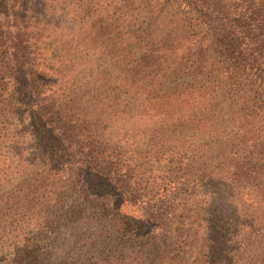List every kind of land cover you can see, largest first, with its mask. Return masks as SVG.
<instances>
[{
    "label": "trees",
    "instance_id": "obj_1",
    "mask_svg": "<svg viewBox=\"0 0 264 264\" xmlns=\"http://www.w3.org/2000/svg\"><path fill=\"white\" fill-rule=\"evenodd\" d=\"M0 112L21 127L0 171L33 178L37 223L68 221L90 264H156L163 238L264 264V0H0Z\"/></svg>",
    "mask_w": 264,
    "mask_h": 264
},
{
    "label": "rangeland",
    "instance_id": "obj_2",
    "mask_svg": "<svg viewBox=\"0 0 264 264\" xmlns=\"http://www.w3.org/2000/svg\"><path fill=\"white\" fill-rule=\"evenodd\" d=\"M14 104L15 102L5 101L2 106L5 105L7 109L11 110V106ZM14 120L12 113L5 115V112H0V146L6 143L3 140L5 123L9 126L10 135L15 131V127L17 130L21 128L18 123L12 125ZM25 130L32 133L30 122ZM8 141L12 142L10 136ZM24 180L26 183L33 182V178L27 173L17 171L14 174H5L4 171H0V264H85V259L87 264H90V255L85 254L86 249L83 241L80 240V236L77 238L78 241H75V234L71 233L72 227H65V225H68V221H63L62 228L56 230V232H61L57 236L54 235V230L49 226L37 223L40 220L37 217L44 214L39 204L41 196L30 194L25 186L26 183L25 185H17L19 181L23 182ZM107 189L104 180L93 183L92 190L95 193ZM227 190V186H224L225 196L228 195ZM218 192H221V190L219 189ZM185 196L183 191L174 192L169 201L177 208L185 202ZM30 199L33 201L29 204ZM69 199L70 197L67 201ZM114 199L115 205H120L121 210L130 217V220L136 221L137 229L144 226L141 222L142 218L139 210L142 209L140 206L134 207L123 203L122 197L118 193L114 194ZM225 225L227 226V224ZM172 226L174 227L175 223ZM227 237H229V234H227ZM163 239L157 241L150 248V252L156 258V264H195L191 257L183 260L176 253V248H178L176 243ZM72 241L75 243L69 246ZM235 242L239 243V241ZM21 244H31L32 251L27 252L25 248L24 250L21 249L19 247ZM80 256L81 260L79 261ZM226 264H228V261H226ZM235 264H246V261H236Z\"/></svg>",
    "mask_w": 264,
    "mask_h": 264
}]
</instances>
